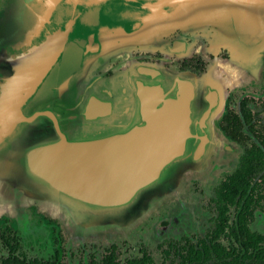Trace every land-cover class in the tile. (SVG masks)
<instances>
[{
    "label": "water",
    "instance_id": "1",
    "mask_svg": "<svg viewBox=\"0 0 264 264\" xmlns=\"http://www.w3.org/2000/svg\"><path fill=\"white\" fill-rule=\"evenodd\" d=\"M119 1L134 15V30L147 35L135 51L142 50L143 43L147 48L153 33L163 40L174 30L187 31V24L199 29L203 15L195 19L191 8L206 2L215 8L225 4L233 22L255 16L251 6H264V0ZM58 3H49L33 35ZM73 13L65 25L12 59L13 73L0 80V217L19 216L37 204L58 215L61 206L68 205L90 223L104 222L108 216L127 221L140 212L141 198L147 199L146 205L154 200L156 184L165 180L164 192L180 177L182 169L175 163L201 166L208 152L219 146L216 123L230 84L210 71L175 74L130 59L112 88L90 93L76 115L27 110L48 73L80 47L70 37L77 23ZM28 36L23 45H30ZM96 102L105 108L97 111Z\"/></svg>",
    "mask_w": 264,
    "mask_h": 264
},
{
    "label": "flooded vegetation",
    "instance_id": "2",
    "mask_svg": "<svg viewBox=\"0 0 264 264\" xmlns=\"http://www.w3.org/2000/svg\"><path fill=\"white\" fill-rule=\"evenodd\" d=\"M26 2L27 12L25 14L24 11L23 13L18 9V4L14 3V0H0V80L7 74L13 73L11 68L12 59L28 50L30 46L39 44L47 35L59 28L61 24L65 25V18L69 17L73 12L77 23H82L86 29L82 34H77L74 27L70 37L76 40L83 38L86 42H91L92 34H94L92 38L93 47L97 45L98 36L100 38V34L106 28L122 25V27L129 30V27L125 24L127 21L124 22V20H128L130 15L126 13L127 10L122 6V3L119 0H103L98 5L76 7L74 10L72 7L65 5H62L59 10V5H55L54 11L58 9V13H61L63 20L59 21V23H53V20H51L52 14H54L53 11L48 19L49 21L40 23L41 29L39 33L36 32L33 35V29L36 25H39L40 17L50 4L46 6L45 0H27ZM249 11L251 14L256 15L250 16L244 22H233L229 9L225 4L222 7L215 8L206 2L201 8H191V14L195 19L199 13L203 15L202 22L197 23L199 28H201L199 31L196 29L197 33L191 32L195 31V29H192L190 24H187V31L174 30L163 37V40L160 39L159 34L155 33L156 43L152 44V49L132 52L133 59L138 62L162 65L175 74L193 73L201 75L210 71L211 74H223L224 77H227L228 74H240L246 80L243 84L227 91L224 110L216 123L218 132L225 144L221 146L220 150L210 153L207 160L208 177L213 176L210 173H214L228 164H234V168L230 172L224 173L222 178L214 184L212 196L208 200V204H210L213 211L210 218V226L204 235H193L192 237L184 235L180 237V240L170 242L173 245L182 246L186 239L194 244L197 239L205 238L213 230L214 220L217 216L214 200L216 191L227 177L240 168L246 152L253 146L264 153V95H262L264 92V49L259 54V48L264 46V6L262 8L251 6ZM191 19L194 20L192 17ZM216 20H219L221 24L216 26ZM3 21L4 24H1ZM212 26L213 29H210ZM3 29L9 34L2 32ZM2 34L5 35V38L1 37ZM28 34L31 35L30 45H23L26 43V38L29 37ZM90 35L91 37H89ZM253 61L262 62L259 72L250 70L249 65L245 67V70H241V62L248 63ZM124 62L125 60L116 59L109 65L107 64L102 68L99 67L96 72L88 76L82 75L83 73L81 72L74 73V75L72 68L55 67L48 73L35 96L27 103V107H29L30 111L50 109L65 117L76 115L79 107H81L80 104L90 93H106L107 90L112 88L111 82L114 81V78H117L122 71L127 70ZM79 74L81 75L76 76ZM236 77L232 76L231 83L235 82ZM46 83L49 84L48 92L43 99L41 91ZM113 90L116 91L118 89L113 88ZM233 95L237 97L233 98L234 102H232ZM36 101H39V103L35 104ZM257 107L258 110H256ZM76 122L77 120L73 124ZM79 129V126L75 128L76 131ZM238 149H240V154L235 156V152ZM252 186L255 187L253 196H260L261 199L253 210V217L248 229L251 233L264 237V233L252 230V224L257 217L256 212L263 209L264 182H261L260 179H255ZM232 211L233 216L231 218ZM235 215V206L229 207L227 212V224L229 226L235 221ZM40 217V222L48 227H58V223L61 222L60 217L49 216L50 219L46 216ZM13 221L19 230L20 224L18 221ZM48 221L52 224H47ZM5 225L9 226V223H5ZM219 242L224 246H229V242L225 240L223 235L220 236ZM112 246H115L117 251V246L112 244L105 256L109 254V249ZM143 252L146 251L143 249L141 256L138 258L142 257ZM146 253L148 254V252ZM17 254L22 253L19 250ZM170 257L174 259V261L173 259L171 260L172 264H178L180 259L176 254L170 255ZM164 260L167 259L164 258Z\"/></svg>",
    "mask_w": 264,
    "mask_h": 264
},
{
    "label": "rangeland",
    "instance_id": "3",
    "mask_svg": "<svg viewBox=\"0 0 264 264\" xmlns=\"http://www.w3.org/2000/svg\"><path fill=\"white\" fill-rule=\"evenodd\" d=\"M215 22L216 26L221 24L219 20ZM210 29H213V26ZM196 31L195 29L191 32L197 33ZM162 67L169 71L168 68ZM48 86L49 84L46 83L42 88L43 99L48 92ZM233 98L237 97L233 95L232 102H234ZM38 103L39 101L35 102V104ZM27 110L30 111L29 107ZM217 137L216 144L219 146L213 148L215 150L212 153L220 150L225 144L218 129ZM239 154L240 149L235 152V156ZM209 156L210 152L201 166L183 165L181 161L175 163L176 169H182L180 177L164 192L162 189L166 186L165 180L156 184L153 189H156L157 195L156 197L151 195L154 200L144 208H140V212L127 221L113 220L112 216H108L103 219L104 222L90 223L84 215L75 214L71 207L62 205V215H58L61 218L58 227H48L40 222V216L50 219L51 212L44 213L41 207L38 208L35 205L25 208L18 217L20 224L18 233L22 239L20 252L28 259L47 260L55 251H59L62 261L67 264H101L103 257L108 253V248L115 244L118 264H126L127 260L140 257L143 249L151 255L155 264H172L173 258L164 260L162 251L168 243L180 240L181 236H201L206 233L213 214L208 200L212 196L214 184L222 178L224 173L234 168V164H228L210 173L213 176L208 177ZM146 203L147 199L141 198V207ZM56 213L60 214V212ZM256 215L252 230L264 233V204L263 209L258 210ZM232 216L233 211L231 218ZM6 217L15 220V217ZM106 219L109 220L105 223ZM2 234L0 227V260L7 256V248L1 239ZM8 236L11 237V233Z\"/></svg>",
    "mask_w": 264,
    "mask_h": 264
},
{
    "label": "trees",
    "instance_id": "4",
    "mask_svg": "<svg viewBox=\"0 0 264 264\" xmlns=\"http://www.w3.org/2000/svg\"><path fill=\"white\" fill-rule=\"evenodd\" d=\"M255 179L264 182V153L253 146L246 152L240 168L227 177L216 191L214 200L217 216L213 230L205 238L197 239L194 244L187 239L182 246L168 243L167 248L162 251L164 258L168 259L170 255L176 254L180 259L178 264H264V237L253 234L248 229L253 210L261 199L260 196H253L255 187L252 183ZM231 206H235L236 215L235 221L229 226L227 212ZM5 223H9V226ZM47 224L52 223L48 221ZM0 226L3 229L2 242L9 252L0 264H66L59 251H55L49 260H31L23 254H17L22 239L16 223L2 216ZM10 233L11 237L8 236ZM221 235L229 242V246L219 242ZM115 252L116 247L112 246L102 264H118ZM127 264H154V261L143 252L141 258L128 260Z\"/></svg>",
    "mask_w": 264,
    "mask_h": 264
},
{
    "label": "crops",
    "instance_id": "5",
    "mask_svg": "<svg viewBox=\"0 0 264 264\" xmlns=\"http://www.w3.org/2000/svg\"><path fill=\"white\" fill-rule=\"evenodd\" d=\"M26 1L27 0H14V3L18 4L17 5L18 9H20L22 12L24 11L25 14L27 12L26 5H25L27 3ZM52 1L53 0H45L46 6H48L49 3H51ZM102 1L103 0H61V1L59 0V3L57 5H59V10H60L62 5H65L67 7L76 8V7H83V6L98 5ZM65 3L69 5H66ZM122 6L127 10L126 13L130 15L128 20L126 19L124 20V22L127 21L125 24L129 27V30L128 28L125 29L124 27H122V25L111 27V28H106L100 34L101 37L99 38L98 36L97 45L95 47L92 46V38L94 37V34H92L91 42H88V41L86 42L85 40H83V38L77 39L80 47L79 48L76 47L73 51V54L65 58L64 63L59 64L56 67L62 66L63 68H72L73 74L74 73L77 74L81 72L83 73V75L88 76L96 72L99 69V67L102 68L106 66L107 64L109 65V63L111 64V62H113L116 59H119L120 61L125 60V62L129 61L130 59H133V57L131 58V56H133L132 52L135 51L137 47L139 46L138 42L142 40H146L147 35H145L144 31L139 32L138 29L134 30L133 25L136 22V20H134L135 17L134 15H131L130 10L126 8L124 4H122ZM57 13H58V9H56V11H54V14H52L51 20H53V23H59V21L63 20L61 13H58V14ZM67 18L68 17H66L65 20ZM1 24H4V21ZM85 29L86 28L82 23L81 24L76 23L75 32L77 34H82L85 31ZM2 32H7V31L3 29ZM134 33H137V34L132 37L131 35ZM148 36L150 37L148 39L149 42H148L147 48L145 46V43H143L142 45H144V47L142 48V50H137V51H147L146 49L153 48V47H148V46H151L150 43L152 42H154L152 43L153 45L156 43L155 34L153 33V35H148ZM1 37L5 38V35L2 34ZM89 37H91V35ZM81 47L82 48L86 47L85 51H83ZM77 48L79 49L78 51H76ZM263 49H264V46H261L259 48V54L262 53ZM124 65H125V68L128 69V66L126 64ZM247 65H249L250 70L259 72L261 69L262 62H258V63L254 61L248 62V63L241 62V70H245V67ZM232 76H237L235 78L236 80L234 83H231ZM222 77L225 80V83L230 84V87L226 88L224 99L226 98L227 93H228L227 91L229 89H233L235 86L241 85L246 81L244 80V76L240 74H228L227 77H224L222 74ZM13 147L14 145H11V148ZM34 205L37 206L38 208L41 207L37 204H34ZM144 206H147V205H144ZM41 209L44 211V213L47 211L43 207H41ZM50 212L52 213L53 217H58V214L56 212H52V211ZM19 216H14L15 220L18 221Z\"/></svg>",
    "mask_w": 264,
    "mask_h": 264
},
{
    "label": "bare ground",
    "instance_id": "6",
    "mask_svg": "<svg viewBox=\"0 0 264 264\" xmlns=\"http://www.w3.org/2000/svg\"><path fill=\"white\" fill-rule=\"evenodd\" d=\"M57 44H58V43H57ZM57 44H56L55 47L52 49V52L55 51V49L57 48ZM93 106H94V108H95L97 111H100L101 108H105V106H104L103 104L98 103V102H96V104H94ZM96 113L100 114L101 112H96ZM96 113H93V114H96ZM93 114H92V115H93ZM214 150H215V149H214Z\"/></svg>",
    "mask_w": 264,
    "mask_h": 264
}]
</instances>
